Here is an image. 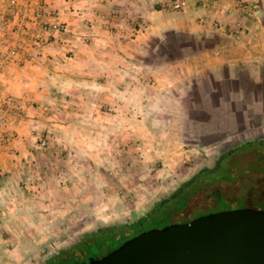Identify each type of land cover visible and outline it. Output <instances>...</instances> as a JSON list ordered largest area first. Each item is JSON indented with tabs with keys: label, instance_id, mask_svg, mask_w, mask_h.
Returning <instances> with one entry per match:
<instances>
[{
	"label": "rangeland",
	"instance_id": "rangeland-1",
	"mask_svg": "<svg viewBox=\"0 0 264 264\" xmlns=\"http://www.w3.org/2000/svg\"><path fill=\"white\" fill-rule=\"evenodd\" d=\"M192 40L152 32L138 54L129 51L134 45L127 53L118 44L114 53L103 51L93 74L86 62L82 74L67 72L64 81L51 74L45 112L28 124L26 144H17L15 126L13 151L0 155L18 161L0 178V264H45L86 232L136 222L229 148L264 140L261 116L248 121L249 102H227L215 92V75L197 73L199 63L187 57L199 50ZM257 159L247 154L243 176L222 184L234 197L222 209H264ZM204 198L189 217L213 208Z\"/></svg>",
	"mask_w": 264,
	"mask_h": 264
},
{
	"label": "crops",
	"instance_id": "crops-1",
	"mask_svg": "<svg viewBox=\"0 0 264 264\" xmlns=\"http://www.w3.org/2000/svg\"><path fill=\"white\" fill-rule=\"evenodd\" d=\"M40 1L19 0L15 8L10 0H0V53L12 46L20 51L19 60L7 66L0 78V92L18 94L25 101L26 120L24 126H16L17 144H26L28 124L45 112L42 101L51 74L64 81L67 72L68 77L73 70L82 74L85 62L87 73L93 74L97 70L94 61L103 51L114 53L110 49L114 44L124 53L126 46L134 45L129 51L138 54L143 39L166 30L192 35L200 46L187 57L199 63L197 73L215 75V92L226 93L227 102H249L248 121L260 115L264 125V0H186L183 11H172L170 0H45L61 12L63 28L38 46L34 18ZM21 13L27 15L24 37L1 23L3 19L13 22ZM142 20L148 24L145 32L138 25ZM243 130L236 131L240 137ZM17 163V158L2 155L0 178L4 171H14Z\"/></svg>",
	"mask_w": 264,
	"mask_h": 264
},
{
	"label": "water",
	"instance_id": "water-1",
	"mask_svg": "<svg viewBox=\"0 0 264 264\" xmlns=\"http://www.w3.org/2000/svg\"><path fill=\"white\" fill-rule=\"evenodd\" d=\"M76 264H264V209H221L153 227Z\"/></svg>",
	"mask_w": 264,
	"mask_h": 264
},
{
	"label": "trees",
	"instance_id": "trees-1",
	"mask_svg": "<svg viewBox=\"0 0 264 264\" xmlns=\"http://www.w3.org/2000/svg\"><path fill=\"white\" fill-rule=\"evenodd\" d=\"M252 152L258 155L254 166L264 165V140L254 138L239 143L223 152L214 164L202 167L190 179L183 182L173 192L174 194L172 193L168 196V200L155 204L148 216L139 219L136 225H107L86 232L73 246L62 248L61 252L52 255L45 264H76L86 260L89 256L101 257L102 254L105 255V253L107 254L117 248L130 239L131 235L139 231L142 232L156 226H164L178 220L190 221L199 216L198 214L195 217H189L190 211L194 207H205L195 203L197 197L205 196L204 199L207 201L212 199L213 208H210V211H218L217 207H220L221 210L222 205L230 204L229 201L234 198L228 197L227 188L225 187L224 190L222 184L229 185L232 182H238L237 180L243 176V172L247 168L243 165L242 159ZM244 194V192H240L237 196L242 198ZM190 205L192 207L187 212L186 209ZM215 208L218 210H215Z\"/></svg>",
	"mask_w": 264,
	"mask_h": 264
},
{
	"label": "built area",
	"instance_id": "built-area-1",
	"mask_svg": "<svg viewBox=\"0 0 264 264\" xmlns=\"http://www.w3.org/2000/svg\"><path fill=\"white\" fill-rule=\"evenodd\" d=\"M15 8L20 5L19 0H10ZM188 6L186 0H172L171 8L175 11H183ZM26 13H21L13 22L8 19L1 20L4 28L11 27L12 33L24 37L27 33ZM146 22H138L139 28L144 29ZM34 25L38 26L39 34L36 38L38 46H44L47 35L62 31V14L59 10L50 6L45 0H41L34 18ZM20 51L17 46H12L0 53V78L7 66L19 60ZM26 120V108L23 96L15 93L0 92V155L4 152H12V143L15 139V126Z\"/></svg>",
	"mask_w": 264,
	"mask_h": 264
},
{
	"label": "flooded vegetation",
	"instance_id": "flooded-vegetation-1",
	"mask_svg": "<svg viewBox=\"0 0 264 264\" xmlns=\"http://www.w3.org/2000/svg\"><path fill=\"white\" fill-rule=\"evenodd\" d=\"M174 194V193H173ZM169 198L167 197V198H165L164 200H162L163 202L164 201H166V200H168ZM140 219H142V218H140ZM137 221H139V220H137ZM137 221L136 222H133V223H127L128 225H132V226H134V225H136V223H137ZM174 222H184V221H180V220H178V221H174ZM174 222H170V223H168V224H171V223H174ZM165 225H167V224H165ZM164 225V226H165ZM156 227H163V226H156ZM141 231H139V232H137V233H135V234H133V235H131L129 238H131V237H134L135 235H137L138 233H140ZM106 254V253H105ZM102 255H104V254H102ZM101 255V256H102ZM90 257L91 256H89L86 260H82V261H88L89 259H90ZM95 257H100V256H95Z\"/></svg>",
	"mask_w": 264,
	"mask_h": 264
}]
</instances>
